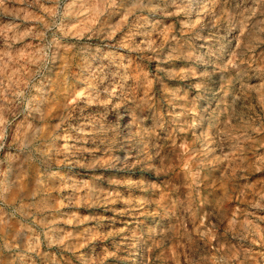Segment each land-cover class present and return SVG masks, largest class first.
Segmentation results:
<instances>
[{"label": "rangeland", "instance_id": "rangeland-1", "mask_svg": "<svg viewBox=\"0 0 264 264\" xmlns=\"http://www.w3.org/2000/svg\"><path fill=\"white\" fill-rule=\"evenodd\" d=\"M0 264H264V0H0Z\"/></svg>", "mask_w": 264, "mask_h": 264}]
</instances>
